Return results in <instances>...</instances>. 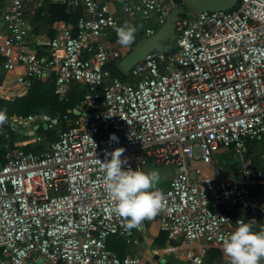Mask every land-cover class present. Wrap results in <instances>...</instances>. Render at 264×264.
Segmentation results:
<instances>
[{
    "label": "built area",
    "instance_id": "1",
    "mask_svg": "<svg viewBox=\"0 0 264 264\" xmlns=\"http://www.w3.org/2000/svg\"><path fill=\"white\" fill-rule=\"evenodd\" d=\"M110 1L70 0L83 17L75 28L58 30L46 55H39L25 48L26 11L33 0H6L5 31H0L5 70L23 69L16 79L22 88L53 73L60 97L84 84L87 92L76 109L94 112L71 118L44 111L12 125L29 129L32 143L44 147L16 150L7 142L0 156V264H35L38 257L46 264H142L107 245L111 236L129 232L105 190L102 162L117 148L127 158L122 167L143 170L151 159L156 167L175 168L169 185L160 188L166 207L153 217L170 239L221 245L220 237L234 231L240 219L261 220L264 230V167L245 164L233 180L192 176L200 174L192 166L196 149L199 160L217 170L221 149L244 158L248 141L264 135V0H239L228 11H193L180 18L174 52L148 54L126 74L128 81L106 68L122 59L109 37L118 25ZM125 1L127 15L152 24L146 36L165 24L173 8L186 4ZM43 124L54 140L38 134ZM109 132L118 141L110 140ZM0 136L8 139V132L0 129ZM253 184L261 187L260 195L251 190ZM224 204L239 216L219 210ZM143 222L137 226L144 228ZM204 255L203 248L181 253L189 264H215Z\"/></svg>",
    "mask_w": 264,
    "mask_h": 264
},
{
    "label": "crops",
    "instance_id": "2",
    "mask_svg": "<svg viewBox=\"0 0 264 264\" xmlns=\"http://www.w3.org/2000/svg\"><path fill=\"white\" fill-rule=\"evenodd\" d=\"M69 1L70 0H33L26 11V18L29 24V36L25 42V48L27 52L37 53V50L38 52L47 51L48 44L54 38L53 37L50 39L48 37L46 31L47 24L45 21H39L37 23V27L40 29L38 35L32 33V20L37 11L36 8L42 4H66L68 7H70V9L74 10L75 8L71 7L68 4ZM107 4L110 11L118 20L117 27L124 24H131L134 25L137 29L135 33V41L127 47L121 46L117 42V33L115 31L117 27L110 33L109 37L113 49L119 51L123 58L145 35V28L152 24L144 23L139 17L133 18L127 15L124 11V6L126 4L125 0H113L108 2ZM6 6V0H3V6H0V31L2 32L5 31V25L2 20V12L4 11ZM63 27L74 28V26H72L71 24L65 23L64 21L60 20L53 22L50 28L55 31L56 35L58 30L62 29ZM42 42L45 43L43 46L41 45ZM35 47H38L39 49H35ZM21 75H23V69L21 67H17L15 70L9 72L6 71L4 67V77L0 85V98L14 100L24 95L23 88L16 81V79ZM75 111H77V109H75ZM79 116L80 115H77L76 118H78ZM15 132L18 134V136L15 138L14 146L12 148L16 150H25V148L23 147L29 143H32L30 130L15 129ZM28 140L30 142H28ZM262 140L263 139L261 138L256 140H249L246 146L244 158L236 156L232 150L221 149L215 155L217 170L209 165L204 164L199 160V154L196 155V160L193 161L192 166L195 170H199L200 174L196 175L195 171H193V178L196 180H203L217 175L222 179L233 180L239 178V172L245 164L249 165V167L251 168L264 167V159L262 158V156H264V148L263 146H260ZM257 144H259L260 148H262L261 151L257 147ZM149 169H157L160 172L161 179L158 184L159 188H166L176 171L172 166H167L164 168L156 167L151 159L147 162L143 170L147 171ZM250 188L255 195H260L262 193L261 187L256 184L250 185ZM219 210L226 214L239 216V211L228 204L221 205L219 207ZM143 223L144 228H140L137 225L129 226L127 237L118 236L116 239H112V241L110 242V248L108 249L111 252L117 254L119 257H139L142 264H189L181 257V253L184 251V249L191 247L193 250L199 251L203 248L205 250V260L215 264H230L229 258L224 254L222 244L208 245L204 242H200L188 246L183 242L182 239H170L168 237V234L162 229L161 221L159 219H145ZM252 229L253 231H262L261 220H255L252 225ZM163 232L166 233L167 238L165 239L164 245H159L157 243V239H159L160 234ZM260 264H264V260H262Z\"/></svg>",
    "mask_w": 264,
    "mask_h": 264
},
{
    "label": "clouds",
    "instance_id": "3",
    "mask_svg": "<svg viewBox=\"0 0 264 264\" xmlns=\"http://www.w3.org/2000/svg\"><path fill=\"white\" fill-rule=\"evenodd\" d=\"M117 42L129 46L136 39V27L124 24L115 29ZM9 119L6 111L0 110V126ZM110 140L118 137L110 134ZM123 148L110 153L111 158L102 162L105 190L114 202L115 211L127 219L129 226H136L145 219H151L166 207L163 191L158 187L161 179L157 169L147 171L122 167L127 158L122 159ZM224 219L223 217H221ZM255 220H238L237 227L226 236L220 237L224 254L230 264H260L264 260V230L253 231Z\"/></svg>",
    "mask_w": 264,
    "mask_h": 264
},
{
    "label": "trees",
    "instance_id": "4",
    "mask_svg": "<svg viewBox=\"0 0 264 264\" xmlns=\"http://www.w3.org/2000/svg\"><path fill=\"white\" fill-rule=\"evenodd\" d=\"M0 6H3V0H0ZM182 7L186 8L184 4H182ZM36 9L37 11L32 20V33L38 35L40 29L37 27V23L39 21H45L47 24V35L50 39L55 35V31L50 28L53 22L58 20L64 21L65 23L71 24L75 28L78 20L84 15V11L82 8L79 7L73 10L70 9V7H68L66 4H42ZM190 13L191 12H189L188 14ZM188 14L182 13L180 14V18H184ZM35 49L39 48L35 47ZM37 54L46 55V51L38 52L37 50ZM4 62L5 58L0 55V85L4 77ZM106 68L111 71L114 77H117L122 81L131 80L130 76L126 75L115 62H109L106 65ZM23 90L24 95L14 100L0 98V110L6 111L9 117V119L2 126H0V129L5 130L9 133L8 139L0 136L1 157L4 154L5 144L9 142L11 147H13L14 140L18 136L15 130L12 129V125L16 124L18 121L27 117L28 115L45 111L50 113L60 112L70 115L71 118H76L77 115L75 114V109L80 106L84 95L87 92V86L81 83H77L72 86L71 91L67 95L61 98L55 93V75L52 73L49 77L36 79L33 84H31L29 87H24ZM113 133L114 132H109L107 134V137H110V134ZM38 134L42 135L45 138V141H52L55 139L54 132L50 130L47 131L43 128H40L38 130ZM114 134L117 136L116 133ZM102 137L103 134L98 135L99 139H101ZM261 139H264V135L261 137ZM43 147L44 143L42 142L29 143L23 148H25V150H40ZM111 237L107 241L108 248H110V242L112 241V239H116L118 236L115 235ZM166 238V233H161L159 239H157V243L159 245H164Z\"/></svg>",
    "mask_w": 264,
    "mask_h": 264
},
{
    "label": "water",
    "instance_id": "5",
    "mask_svg": "<svg viewBox=\"0 0 264 264\" xmlns=\"http://www.w3.org/2000/svg\"><path fill=\"white\" fill-rule=\"evenodd\" d=\"M239 0H185L187 7L173 8L166 22L155 34L151 36L144 35L139 42L131 49L119 62L121 70L125 74H129L131 69L139 62L143 61L146 56L152 52H160L164 54H172L174 52V42L176 38V24L180 19V14H188L191 11L216 12L228 11L235 7ZM91 109L89 113L75 111L76 115H89L93 113ZM42 128L47 130V125L43 124ZM34 129L38 130L35 126ZM35 264H46L44 260L38 257Z\"/></svg>",
    "mask_w": 264,
    "mask_h": 264
},
{
    "label": "rangeland",
    "instance_id": "6",
    "mask_svg": "<svg viewBox=\"0 0 264 264\" xmlns=\"http://www.w3.org/2000/svg\"><path fill=\"white\" fill-rule=\"evenodd\" d=\"M185 6L187 7V4H185ZM190 14H193V11H191V13ZM28 142H30L29 140H28ZM27 143V142H26ZM260 146H263L264 147V139L261 141V143H260ZM260 146H259V144H257V147L259 148V150L261 151L262 150V148H260ZM24 150V149H23ZM199 154V151L196 149V155H198ZM162 168V167H161ZM164 168V167H163Z\"/></svg>",
    "mask_w": 264,
    "mask_h": 264
}]
</instances>
